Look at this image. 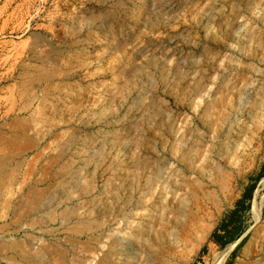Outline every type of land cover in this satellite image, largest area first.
<instances>
[{
    "label": "rangeland",
    "instance_id": "1",
    "mask_svg": "<svg viewBox=\"0 0 264 264\" xmlns=\"http://www.w3.org/2000/svg\"><path fill=\"white\" fill-rule=\"evenodd\" d=\"M0 264H264V0H0Z\"/></svg>",
    "mask_w": 264,
    "mask_h": 264
},
{
    "label": "trees",
    "instance_id": "2",
    "mask_svg": "<svg viewBox=\"0 0 264 264\" xmlns=\"http://www.w3.org/2000/svg\"><path fill=\"white\" fill-rule=\"evenodd\" d=\"M263 174H261L262 176ZM263 177V176H262ZM255 185H250L243 194V197L237 201L236 207L224 219L218 228L213 232L211 239L220 247L223 248L228 244L236 242L243 235V230L239 227L238 221L242 213L249 211L250 201L252 199ZM245 236L232 252L234 255L236 248H238L246 239Z\"/></svg>",
    "mask_w": 264,
    "mask_h": 264
},
{
    "label": "water",
    "instance_id": "3",
    "mask_svg": "<svg viewBox=\"0 0 264 264\" xmlns=\"http://www.w3.org/2000/svg\"><path fill=\"white\" fill-rule=\"evenodd\" d=\"M240 239H241V238H240ZM240 239H239V240H240ZM239 240H238V242H239Z\"/></svg>",
    "mask_w": 264,
    "mask_h": 264
}]
</instances>
